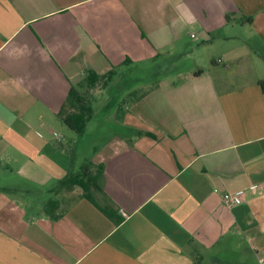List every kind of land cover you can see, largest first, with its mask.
I'll return each instance as SVG.
<instances>
[{"label": "crops", "instance_id": "crops-1", "mask_svg": "<svg viewBox=\"0 0 264 264\" xmlns=\"http://www.w3.org/2000/svg\"><path fill=\"white\" fill-rule=\"evenodd\" d=\"M198 42L220 44L206 69L127 76L200 54ZM255 59L264 0H0V264H231L242 249L235 264H264ZM112 67L106 83L82 82ZM70 88L92 112L80 135L60 116ZM96 115L115 130L73 171L69 151ZM98 165L93 202L57 187ZM231 192L238 205L223 203Z\"/></svg>", "mask_w": 264, "mask_h": 264}, {"label": "rangeland", "instance_id": "rangeland-1", "mask_svg": "<svg viewBox=\"0 0 264 264\" xmlns=\"http://www.w3.org/2000/svg\"><path fill=\"white\" fill-rule=\"evenodd\" d=\"M197 43L193 44V47H196ZM229 46V44H227ZM201 48V53L196 54L195 56H185V59H180L176 61H169L168 59H162L158 60L155 63H152L150 61L139 64L132 69H128V75H130L131 79H135L136 81H142L143 83L145 82H151L154 81V79L166 76L168 74H171L169 76H172V73H174L175 70L172 69H178L182 71L190 70L194 67H199V68H208V65L211 63V58L209 56L216 52L220 48V44H214V45H209V44H203L201 45L200 42H198V45ZM200 52V51H199ZM218 61L219 56H215ZM245 61H243V64ZM219 65H222L219 63ZM172 66V69L170 70V67ZM177 70V71H178ZM252 70H264V63L260 60L255 59L254 67ZM139 82V83H142ZM101 83V82H100ZM103 117H100L99 115H96L92 121L89 123L85 133L81 135L78 138H75L77 142L76 148L68 154V160L72 159L71 165L73 171H77L79 169V166L82 164H86L90 157L93 155V153L100 148L102 145L103 141L105 140L106 137H108L110 134H112L111 130H115L112 124H109L106 121L102 120ZM66 131H68L66 127ZM83 170V169H82ZM93 170V169H92ZM246 244L241 240V248L245 247ZM219 250V248H218ZM217 250V251H218ZM244 250L242 249L239 256H242L241 259L237 257V253L234 252V254L227 256L224 259L226 261H229L231 264H235L236 262L238 263L239 260L244 259V255L246 254L243 252ZM219 252V251H218Z\"/></svg>", "mask_w": 264, "mask_h": 264}, {"label": "trees", "instance_id": "trees-1", "mask_svg": "<svg viewBox=\"0 0 264 264\" xmlns=\"http://www.w3.org/2000/svg\"><path fill=\"white\" fill-rule=\"evenodd\" d=\"M226 19H229V15L226 16ZM248 21H250V18H247ZM130 61L125 59L122 63L127 64ZM121 64V65H122ZM116 67H112L106 74L98 75L93 72H87L86 76L83 78L82 82L86 83L87 86L92 87L98 82H102L103 84L107 82L108 78L111 76H114L116 74ZM260 85H264V81H259ZM65 109H69V113H66L65 115H62ZM60 116L62 117V120L64 124L75 132L76 135H80L83 133L84 129L87 126L88 121L92 117V112L90 107L87 106L84 99L76 92L73 88H70L68 91L67 98L64 102V105L62 109L60 110ZM147 135H151L148 132H143ZM71 152V151H70ZM103 166L98 165L96 168V172L94 176H91L87 173L85 169H83L80 172V175L73 176L70 172L66 174L64 178L59 180L58 182V188L60 187H73L74 185H80L83 188L82 195L89 199L90 201H94L90 195L89 188L93 185L94 187L98 188V185L95 181V176L101 174L103 172ZM91 185V186H90ZM51 206V203L49 202L47 204V208ZM49 211V209H47ZM102 211L106 213L110 218H112L115 222H117L116 217L114 216L113 211L103 209ZM202 258L198 257L195 258L193 264H202Z\"/></svg>", "mask_w": 264, "mask_h": 264}, {"label": "built area", "instance_id": "built-area-1", "mask_svg": "<svg viewBox=\"0 0 264 264\" xmlns=\"http://www.w3.org/2000/svg\"><path fill=\"white\" fill-rule=\"evenodd\" d=\"M191 36L194 37V34H191ZM239 194L238 192L224 193L222 195V201L228 206L238 205L241 202Z\"/></svg>", "mask_w": 264, "mask_h": 264}]
</instances>
